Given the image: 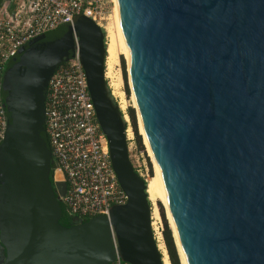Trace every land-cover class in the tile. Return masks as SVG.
Masks as SVG:
<instances>
[{"label":"water","instance_id":"obj_1","mask_svg":"<svg viewBox=\"0 0 264 264\" xmlns=\"http://www.w3.org/2000/svg\"><path fill=\"white\" fill-rule=\"evenodd\" d=\"M116 2L137 117L162 173L184 264H264V0ZM105 38L78 14L28 40L5 65L2 264H110L116 253L130 264H164L147 184L105 79ZM76 51L128 198L108 216L64 226L66 183L50 178L56 164L44 108L50 76Z\"/></svg>","mask_w":264,"mask_h":264},{"label":"built area","instance_id":"obj_2","mask_svg":"<svg viewBox=\"0 0 264 264\" xmlns=\"http://www.w3.org/2000/svg\"><path fill=\"white\" fill-rule=\"evenodd\" d=\"M114 5V0H0V82L7 61L28 40L71 23L78 14L89 17L105 31ZM115 101L119 107L116 98ZM127 108V105L123 109L119 107L126 123L128 149L137 151L133 133L127 136L130 129ZM44 115L56 164L52 181L66 183L65 193L59 198L66 211L79 219H89L101 214L108 216L111 206L125 204L128 196L112 167L108 141L98 122L77 51L50 76ZM5 128L6 109L0 92V141ZM132 163L137 174L147 181L149 171L145 160L137 158ZM150 226L155 242L164 244L163 223L153 203L150 204ZM112 240L116 248L114 235ZM110 264L130 263L116 253Z\"/></svg>","mask_w":264,"mask_h":264},{"label":"bare ground","instance_id":"obj_3","mask_svg":"<svg viewBox=\"0 0 264 264\" xmlns=\"http://www.w3.org/2000/svg\"><path fill=\"white\" fill-rule=\"evenodd\" d=\"M115 1V5H114V25H109V26H105V31H106V56H105V76L106 77H112L111 75L113 74V70L115 68V66L119 63V56L120 54H123L124 57L126 58L127 61V66H129V52H128V47L125 43L124 37H123V33H122V29H121V22H120V17H119V10H118V5L116 0ZM119 84H113V91L112 94L115 96H118L116 99L119 103V107L120 108H124L126 106V100L124 97V93L122 91H118V87ZM112 85V84H111ZM134 106L136 108V102H135V97L133 95L132 92V96H131ZM138 123H139V130L141 135L143 136V140H144V144L145 147L149 153V156L151 157V160L153 162L154 165V175L150 176L147 181V194L150 200L152 201H161L167 211V218L169 220V223L171 225V229L174 235V239H175V243L177 245V249H178V253H179V257H180V261L182 264H184V260L182 257V253H181V249L179 246V242H178V238L176 235V231H175V227L173 224V219L169 210V206H168V201H167V194H166V190H165V186L163 183V178H162V173L161 170L159 168V165L157 164V162L155 161L152 152L150 150V147L148 145L147 139L145 137V133H144V129L141 123V119L138 115ZM129 129H127V136L129 137ZM153 202V203H154ZM156 205V204H155ZM155 212H156V208H155ZM159 251L162 254V260L164 264H169V260H168V256H167V252L164 248V244L162 242H159L157 245Z\"/></svg>","mask_w":264,"mask_h":264},{"label":"rangeland","instance_id":"obj_4","mask_svg":"<svg viewBox=\"0 0 264 264\" xmlns=\"http://www.w3.org/2000/svg\"><path fill=\"white\" fill-rule=\"evenodd\" d=\"M113 9H114V7H113ZM63 25V24H62ZM109 25H114V10H113V13H112V15H111V17H110V22L108 23V25L107 26H109ZM61 26V25H60ZM106 26V27H107ZM105 37H106V31H105ZM105 41H106V38H105ZM122 60L124 61V68H123V64H122ZM113 74L111 75L112 77H106L105 76V79H106V82H107V86H108V88H109V91H110V94H111V96L113 97V99L115 100V98H117L118 96H114L113 94H112V91H113V84H118V83H120L119 84V89H118V91H122L123 93H124V97H125V100H126V105L129 107V106H131V107H133L134 109H135V106H134V103H133V100H132V98H131V96H132V91H131V88H130V83H129V75H128V66H127V61H126V58L124 57V55L123 54H120V56H119V63L115 66V68H114V70H113V72H112ZM112 84V85H111ZM135 114H136V122H137V127H138V133L141 135V133H140V130H139V123H138V117H137V113H136V109H135ZM127 127H130V129L128 130L129 131V136H131V134L133 133V130H132V127H131V123H130V119H129V126H127ZM133 136V138H134V134L132 135ZM141 137H142V144H143V149H139L138 147H137V151H135V150H133V148L132 147H130V151H129V153H130V155H131V157H130V159H131V161L133 160L134 161V159H139V161H142V160H145V162H146V165L148 166V171H149V163H150V166H151V169H152V172H153V174L152 175H154V165H153V162H152V160H151V157L149 156V153H148V151H147V149H146V147H145V144H144V140H143V136L141 135ZM148 178L151 176L149 173H148ZM149 201H150V204H151V206H152V203L154 202V201H152V200H150L149 199ZM152 202V203H151ZM158 202H160L161 203V205H162V207H163V210H164V213H165V218H166V220H167V222H168V225H169V227H171V225H170V223H169V220H168V216H167V211H166V208H165V206H164V204L161 202V201H159V200H157V201H155L153 204H156L157 205V207H158ZM172 230V229H171ZM173 233V232H172ZM174 237V236H173ZM164 248H165V246H164ZM165 250H166V248H165ZM178 250V249H177ZM167 252V251H166ZM169 260V259H168ZM170 263V262H169ZM182 264V263H181Z\"/></svg>","mask_w":264,"mask_h":264},{"label":"trees","instance_id":"obj_5","mask_svg":"<svg viewBox=\"0 0 264 264\" xmlns=\"http://www.w3.org/2000/svg\"><path fill=\"white\" fill-rule=\"evenodd\" d=\"M122 64H123V68H124V61L123 60H122ZM127 112H128V116H129V119H130L132 130H133L135 142H136V144H137L139 149H143L142 137L138 133L135 109L133 107L129 106L127 108ZM149 174L151 176L153 174L151 166H150V163H149ZM50 178H51V181H52V170H51V173H50ZM60 204H61V216H60V219H59V223L60 224H62L64 226H70L73 223L85 222V221L88 220V219H80V220H76L75 221V219H77V217L70 215L66 211V208H65L64 204L61 201H60ZM158 209H159V214H160V217H161V220H162V223H163V232H162V234H163V242H164L167 254H168V258H169L170 264H181L179 253H178V250H177V246L175 244V240H174V237H173V234H172V230H171V228L168 225V222H167V220L165 218V213H164L163 207H162L160 202H158Z\"/></svg>","mask_w":264,"mask_h":264},{"label":"flooded vegetation","instance_id":"obj_6","mask_svg":"<svg viewBox=\"0 0 264 264\" xmlns=\"http://www.w3.org/2000/svg\"><path fill=\"white\" fill-rule=\"evenodd\" d=\"M76 220H80L79 218L75 219ZM5 255H6V251H5V248L1 245L0 243V264L3 263L4 261V258H5Z\"/></svg>","mask_w":264,"mask_h":264}]
</instances>
